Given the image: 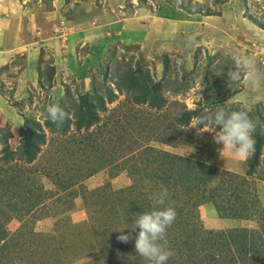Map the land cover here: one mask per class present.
Wrapping results in <instances>:
<instances>
[{
  "label": "rangeland",
  "instance_id": "1",
  "mask_svg": "<svg viewBox=\"0 0 264 264\" xmlns=\"http://www.w3.org/2000/svg\"><path fill=\"white\" fill-rule=\"evenodd\" d=\"M4 1L13 14L24 11L26 38L59 36L65 20L97 23L119 9L137 28L130 44L116 38L94 49L106 53L85 77L59 68L54 81V51L42 48V79L22 99L12 98L14 66L0 73L21 119L0 125V264H149L135 251L134 217L153 210L161 186L177 213L168 264H264V143L248 174L247 158L223 150L207 127L192 128L196 116L178 122L188 110L223 107L247 111L264 131V82L228 79L238 56L264 72V0H0L1 9ZM157 83L161 106H151L152 95L137 100ZM83 101L98 118L77 129ZM53 104L69 114L66 130L45 119ZM25 120L44 135L31 162L21 154ZM121 228L127 243L117 238Z\"/></svg>",
  "mask_w": 264,
  "mask_h": 264
},
{
  "label": "crops",
  "instance_id": "2",
  "mask_svg": "<svg viewBox=\"0 0 264 264\" xmlns=\"http://www.w3.org/2000/svg\"><path fill=\"white\" fill-rule=\"evenodd\" d=\"M7 2L9 3V1ZM7 2H3L6 5V9L0 8V70L2 71L6 65L8 68L14 66L16 70L15 73L18 76L14 78L16 82L12 91V98L14 100L23 98L25 86L38 83L39 54L42 48L47 47L54 51V55H52L55 62L51 65L58 67H55L54 81H56L59 68L62 70L60 71L62 75H70L74 73L72 71H77V73L85 77L89 67L96 65L97 57H100V55L103 57L106 53L105 50L99 52V56L95 53L94 49L100 51V45L104 44V46H107L112 44L116 38H119L125 44H130L133 40H136V37L131 35L132 31H134L131 28H137V26L135 27V22H130L129 18L124 17L125 13L120 9L117 10L120 13L117 11L114 13L106 11L105 14L99 16L100 18H98L97 23L83 18L77 21L65 20L62 22L65 31L59 36L41 38L39 33H36V35L34 33V37L26 38V25L28 23L22 17L24 11L17 10L13 14ZM174 15L178 18L182 17L179 11L174 13ZM167 17L169 18V16ZM146 34L145 32L143 36L137 35V38L140 40L144 37L147 38ZM107 35L108 38H106ZM85 49L88 52H85ZM17 55L22 58V60L20 59L21 64L14 63ZM63 70H65L64 73ZM10 88L12 87L6 88L0 84L1 126L6 120L10 119L14 121L15 126H19L21 122L20 116L16 114L14 107L7 100L10 92H7L6 89Z\"/></svg>",
  "mask_w": 264,
  "mask_h": 264
},
{
  "label": "clouds",
  "instance_id": "3",
  "mask_svg": "<svg viewBox=\"0 0 264 264\" xmlns=\"http://www.w3.org/2000/svg\"><path fill=\"white\" fill-rule=\"evenodd\" d=\"M192 42L194 37L189 36L187 43ZM228 79L233 85H238L245 79L250 87H259L264 82V72L251 58L238 56L232 70L228 72ZM68 116L63 108L53 104L47 107L45 119L59 127ZM192 124V128L207 127L209 132H215V141L223 145V150L236 157L246 159L255 151V124L247 111L225 110L221 107L194 117ZM151 199L153 210L134 217V228L139 229L135 237V251L149 264H168L174 252L167 247V229L175 221L177 213L170 203L168 188L161 186L158 191L153 192ZM124 229L118 230L121 234L117 238L127 243L132 237L124 234Z\"/></svg>",
  "mask_w": 264,
  "mask_h": 264
},
{
  "label": "trees",
  "instance_id": "4",
  "mask_svg": "<svg viewBox=\"0 0 264 264\" xmlns=\"http://www.w3.org/2000/svg\"><path fill=\"white\" fill-rule=\"evenodd\" d=\"M8 66L6 65L4 67V69H7ZM38 72H39V78L40 80L42 79V75L40 73L39 67H38ZM53 75H50V81L52 80ZM133 84L136 83V80H132ZM158 87H159V83L155 84L154 86H152L150 92L146 89H140L142 91V96L141 98H137L138 101H145L147 98H149V95H152L153 99H150L151 102V106H156L159 107L161 106L162 103V99L161 97L157 96V92H158ZM135 88V87H134ZM138 89V88H137ZM113 96L114 93L109 92L107 99L108 101H112L113 100ZM83 96H81V99L83 100ZM95 100L100 101L101 98L95 94L94 95ZM85 99V98H84ZM157 100H159V103H156ZM97 106L100 109L104 108L103 104H98ZM97 107V108H98ZM197 110H188L186 112H184L180 117L178 122L179 123H183L186 124L188 123V121L194 117L197 116ZM97 114H96V110H95V106L91 103H89L88 101H83V103H81L78 107V110L75 113V119L72 122L74 124V126L77 129H81V128H90L92 125H94L97 122ZM30 122H28V120L24 121V126H25V130H24V134H23V145H22V156L25 160H27L28 162H31L36 154L39 152V147L43 142L44 139V135L41 133H38L37 131H35L34 129H32L30 127ZM71 124L70 119H66L63 123L61 127L63 130H66L69 125ZM202 127V126H201ZM254 138L256 141L255 144V151L254 153L247 158V170L246 172L248 174H252V172L255 170V167L259 164V155H260V148L264 143V131L261 129L260 125H255V132H254ZM11 137V133L10 131H7L6 136H5V141ZM13 152V151H11Z\"/></svg>",
  "mask_w": 264,
  "mask_h": 264
}]
</instances>
